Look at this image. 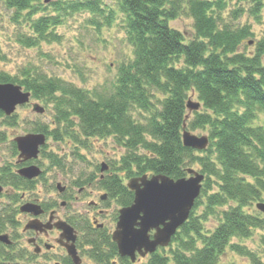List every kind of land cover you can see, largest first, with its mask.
Segmentation results:
<instances>
[{"label":"trees","instance_id":"trees-1","mask_svg":"<svg viewBox=\"0 0 264 264\" xmlns=\"http://www.w3.org/2000/svg\"><path fill=\"white\" fill-rule=\"evenodd\" d=\"M1 1L16 14L27 11V16H31L36 13L35 4L41 0ZM114 1V9L106 13L108 7L103 0H48L46 7H51L54 15H43L31 22L33 32L43 39L48 27L60 24L61 18L69 14L85 11L95 17H107L108 23L115 14H120L132 38L133 59L120 66L111 92L83 90L33 68L24 69L21 79L0 73V82L17 83L31 92L34 99L52 105L58 130L50 133L56 139L62 136L59 130L73 135L70 130L74 124L85 137L112 136L127 150L120 160V170L127 177L164 174L177 179L186 175L185 163L194 159L193 150L182 146L180 133L187 93L196 92L204 111L210 112H198L192 121L189 117L185 120L186 128L208 130L209 146L203 151L213 149L219 165L216 169L209 160L198 158L202 163L201 173L207 174L200 195L205 200L203 217L212 214L214 206L228 201L236 204L224 211L218 225L205 235L201 233L200 218L194 216V210L201 204L199 197L188 220L173 237L174 247L170 244L167 248L175 264H218V257L224 253L231 237L246 238L251 229L264 228L262 214L245 211L260 201L264 193V126L257 123L258 116L264 114V65L261 63L264 36L253 52H238L239 45L252 33L247 25L236 29L217 27L216 14L222 9L221 0ZM183 11L194 21L195 37L189 42L170 26V21ZM24 44L33 46L35 41L24 38ZM156 93L161 96L156 97ZM154 97L161 106L159 111L151 100ZM138 111H152L146 124L133 119L132 114ZM6 119L9 125L14 124L13 116ZM38 131L48 135L43 128ZM140 149L142 153L138 152ZM210 176L219 181L217 192L208 193ZM245 177L253 181L247 182ZM15 180L25 189L32 188V181L19 177ZM99 183L109 191L118 207L132 202L133 193L117 174ZM80 225L83 232L93 234L84 239L91 249L87 256L109 264L116 248L108 233L92 229L84 222ZM197 238L201 246H196ZM260 242L264 249V237ZM101 246L107 248V255L101 254ZM230 247L240 249L251 264H264L245 248L234 244ZM120 261L130 264L125 258ZM168 261L154 253L147 262L137 264H167Z\"/></svg>","mask_w":264,"mask_h":264},{"label":"rangeland","instance_id":"rangeland-1","mask_svg":"<svg viewBox=\"0 0 264 264\" xmlns=\"http://www.w3.org/2000/svg\"><path fill=\"white\" fill-rule=\"evenodd\" d=\"M107 5L106 13L110 8L114 9V0H103ZM215 1V0H209ZM36 13L27 16V11L16 14L14 9L7 8L0 0V73L8 75L10 78L21 79L24 69L33 68L48 77L58 78L71 84L74 87L83 90H98L111 92L113 83L116 80L118 70L121 65L131 62L133 59L134 45L130 34L123 24L120 14H115V18L108 23L107 17L92 16L88 12L69 14L61 18V23L50 26L45 30L46 36L40 39L31 28V22L43 15H54L51 7H46V3L41 0L36 4ZM216 23L218 28L227 27L236 29L247 25L251 36L247 37L237 48L238 52H253L256 43L264 36V0H221ZM184 11H186L184 9ZM183 11V12H184ZM255 11V12H254ZM105 13V14H106ZM194 21L187 12L182 13L176 19L170 21V26L180 31L184 35L185 42L194 39L195 31ZM24 38H30L35 41L33 46H26ZM264 65V55L261 60ZM182 65V60L179 62ZM17 84V83H16ZM156 93V97H160ZM156 97L152 98L155 103V109L161 110L157 103ZM199 101L198 95L194 91L187 93V99ZM186 99V100H187ZM201 103V101H199ZM32 103H39L44 107L43 113L34 112ZM208 113L201 108L198 111H192L190 121L197 113ZM54 110L51 104H45L41 99L33 97L25 103L17 106L12 113L14 124L7 123L6 116H0V169H14L17 160L16 154L13 153V138L15 136L26 135L28 133L38 132L39 129H45V144L39 151V166L42 174L35 180V185L31 190L33 193L25 194V198L10 199L14 197V191H8L7 187L0 192V233H7L14 242L11 249L8 250V256L5 249L0 246V264H56L65 260L66 254L59 247L42 255H35L25 242L26 234L23 233V226L26 223L27 215L20 213L19 207L28 198L40 197L43 201L51 196L55 200L56 209L62 219H69L74 222V228L77 230V241L79 246V255L82 259L81 264H104L97 262L87 256L90 247L84 244L83 239L91 237L92 232L86 233L80 230V221L84 220L85 224L92 225V217H96L99 223L104 225L107 233L115 229L118 207L115 202L107 197L100 200V195L106 193L98 184L99 166L105 163L108 166L107 172L116 173L124 184L127 183L125 171L120 170V160L126 154V148L120 146L116 140L110 136L105 138H94L83 136L76 124L72 126L73 135H62L58 139L51 135L50 132L58 130L53 119ZM152 111L134 112L133 119L141 124H146ZM189 121V122H190ZM257 123L264 126V114L258 116ZM187 130L196 136L208 135V130L197 128ZM50 133V134H49ZM209 146V144H208ZM211 152L193 150V160L186 161L185 167H191L198 172H202V160H209L214 164L216 169L219 165L215 159L213 149ZM142 153L143 150H139ZM106 174V172L104 173ZM94 176L91 184H83L82 187L75 182L85 181L86 178ZM207 174H205V178ZM209 186L211 189L208 193L217 192L219 181L215 176L209 177ZM247 182L253 180L245 177ZM2 178H0L1 184ZM206 181V179H205ZM204 181V182H205ZM66 187V190L59 194L56 189V183ZM82 188V189H81ZM80 190H82L80 192ZM29 195V197L27 196ZM201 198V204L194 210V216L200 218L201 233L208 235L221 221L223 212L228 208L235 206V202L228 201L221 206H214L213 213L205 218L204 197ZM49 201V200H47ZM62 201H66V206H60ZM260 201H264V193L260 196ZM96 203V206L91 204ZM245 211L251 214H260L255 208V203L245 208ZM13 219L15 221L10 223ZM52 237L57 236L55 233ZM83 237V239H82ZM264 237V228H254L250 230V235L246 238L233 236L229 239L228 246L224 253L218 258V264H250V259L242 253L240 249L234 250L231 244L238 245L252 252L258 259L264 262V249L261 245V238ZM76 243V244H78ZM196 246H200V240H195ZM174 244H172V248ZM107 248L101 246V254L107 255ZM157 254L166 257L169 261L167 264H175L169 249L156 250ZM147 259H143L146 262ZM109 264H124L119 260L117 255L110 256Z\"/></svg>","mask_w":264,"mask_h":264},{"label":"water","instance_id":"water-1","mask_svg":"<svg viewBox=\"0 0 264 264\" xmlns=\"http://www.w3.org/2000/svg\"><path fill=\"white\" fill-rule=\"evenodd\" d=\"M30 92L23 91L19 85L12 83H0V110L6 115L12 114L17 105L25 104L30 99ZM199 103L187 102L189 111L196 110ZM34 112L43 113L44 107L38 103L32 104ZM183 145L197 150H202L208 143L207 136L197 137L184 130L182 134ZM19 159L28 160L36 158L39 147L45 143V134L28 133L14 138ZM106 168L102 164L101 171ZM193 176L173 180L166 175L156 174L148 178L147 175L133 177L127 186L134 191V199L131 205L119 210L118 221L115 231L112 233V240L116 243L120 256H128L131 261L135 260V253L145 256L148 252H154L158 246H167L171 236L176 229L185 222L195 198L199 195L200 182L203 179L201 174L188 169ZM18 173L32 179L40 175L41 170L36 165H30L18 170ZM60 192L64 187L57 184ZM1 190V188H0ZM264 214V202L256 204ZM21 211L38 215L41 212L40 206L33 203H25L20 207ZM42 224L37 220L30 221L25 228L35 230L41 229ZM43 227H49L44 224ZM56 227L62 230L60 237L68 242L63 244L74 264L80 263L76 253L74 240L76 238L74 229L64 221L56 223ZM155 229L152 237L150 230ZM0 241L8 244V236L0 235Z\"/></svg>","mask_w":264,"mask_h":264},{"label":"flooded vegetation","instance_id":"flooded-vegetation-1","mask_svg":"<svg viewBox=\"0 0 264 264\" xmlns=\"http://www.w3.org/2000/svg\"><path fill=\"white\" fill-rule=\"evenodd\" d=\"M13 153L16 154V156L18 157V150L16 149V146H15V148L13 146ZM17 161H19V162H17ZM21 162H22L21 160H16V162L14 164L15 167L13 170H10V168L9 169L4 168L2 173L0 174V178H2L1 181H2V186H3L2 191L4 190V187H7L8 191L16 192L13 194L14 197H12L10 195L8 196L12 200H15L16 198H18L17 193H19V191H21L20 195H19L20 200H23L25 198L24 193H27V194L33 193L31 190L33 189V187L35 185V180L32 181L33 183H32L31 189H25L22 185H17V181L15 179H17L18 177L21 178L16 173L17 170L19 168L29 166L32 164L37 165L40 168V166H39L40 162H39L38 158L34 159L33 161H28V162H24V163H21ZM41 171H42V169H41ZM99 177H100V173H99L98 179H99ZM79 187H82V186H79ZM81 191L82 190H80V192ZM27 196L29 197V195H27ZM101 196L102 195H100V199H101ZM27 200H32V201H24V202L36 203V204L41 206L42 212L37 216V219L41 223L47 224L49 226L48 228L41 226L40 230L25 229V225L29 221H31L33 219V217L30 214L24 213L27 215V218H26V223L23 226V233L26 234L25 242L29 246H31V250H32L33 254L42 255L44 253L52 251L55 247H59L66 254L65 249L58 242L60 230L56 227V223L59 220H64V221L68 222V219H66V220L62 219L59 216L58 211L56 209V203L51 201V200H55V199H53L51 196H49V199H47L49 201H47V200L43 201V199L40 197L28 198ZM60 206H63V207L66 206V201H62ZM92 219L94 220L97 218L93 216ZM14 223H15V221H14ZM52 233H55L57 236L52 237L51 236ZM8 236H9V234H8ZM9 238H10V236H9ZM13 243L14 242L12 241V244ZM76 243H78L77 240H76ZM80 247L81 246H79V243L76 244L77 251ZM71 263H72L71 259L67 255L65 257V260H62V262H59V263L56 262V264H71Z\"/></svg>","mask_w":264,"mask_h":264}]
</instances>
